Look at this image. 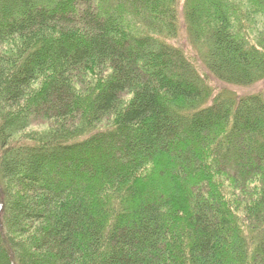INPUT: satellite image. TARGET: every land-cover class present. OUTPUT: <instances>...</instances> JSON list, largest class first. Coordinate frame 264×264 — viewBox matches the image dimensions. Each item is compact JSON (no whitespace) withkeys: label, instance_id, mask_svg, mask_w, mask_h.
<instances>
[{"label":"trees","instance_id":"16d2710c","mask_svg":"<svg viewBox=\"0 0 264 264\" xmlns=\"http://www.w3.org/2000/svg\"><path fill=\"white\" fill-rule=\"evenodd\" d=\"M262 81L264 0H0V264H264Z\"/></svg>","mask_w":264,"mask_h":264},{"label":"rangeland","instance_id":"374dc122","mask_svg":"<svg viewBox=\"0 0 264 264\" xmlns=\"http://www.w3.org/2000/svg\"><path fill=\"white\" fill-rule=\"evenodd\" d=\"M176 44L181 45L182 47H184L186 50H189L188 47V40H187V36H186V32H185V28L182 27L181 30V34H180V38L178 41H176ZM215 89H217V91H220L222 88V86L213 81L212 82ZM225 89H228L232 92H235L238 96H248V95H253V94H258V93H263L264 92V81L251 86V87H224Z\"/></svg>","mask_w":264,"mask_h":264}]
</instances>
